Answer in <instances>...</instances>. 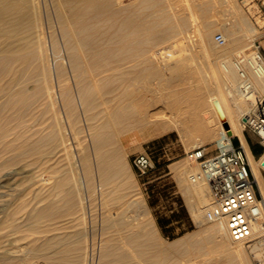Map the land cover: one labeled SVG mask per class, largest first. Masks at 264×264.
<instances>
[{
	"label": "bare ground",
	"instance_id": "6f19581e",
	"mask_svg": "<svg viewBox=\"0 0 264 264\" xmlns=\"http://www.w3.org/2000/svg\"><path fill=\"white\" fill-rule=\"evenodd\" d=\"M209 1L141 0L129 8L120 0H0V264H10L15 257L9 239L21 232L30 215L50 220L47 226L29 223L33 230L44 226L48 232L58 215L68 216L76 209L77 216L85 218L91 204L84 201L79 187H89L94 180L102 200L98 237L85 243L84 239L64 240L59 234L41 235L45 240L39 248L70 245L62 247L65 252L53 255L56 249L45 254L46 264H67L73 249L76 264H252L247 246L232 240L218 223L212 222L199 240L187 241L185 247V237L162 241L144 199L121 175L119 135L151 124L158 131L173 127L199 132L185 142L189 147L203 144L215 139L223 127L213 104L217 100L228 131L244 146L264 194V175L240 124L256 96L242 95L234 64L258 30L240 9L233 11L230 22L213 25L205 17ZM197 11L202 18L197 23L193 19L195 39L189 42L187 30ZM219 27L226 42L214 49L210 39ZM179 36L181 42L167 45ZM178 50L186 57L178 56ZM193 51L201 52L205 60L187 63ZM200 66L209 68L208 85L197 79ZM245 70L255 92H264V74ZM144 75L161 80L166 94L138 95L133 86ZM61 155L69 173L80 168L85 180L72 179L68 173L53 175V180L44 176L59 170ZM20 162L46 164L24 170L22 163L23 168L14 172L24 173L35 185L29 209L22 199L17 201L20 191L9 192L4 181L10 172H2ZM177 168L193 216L203 220L210 200L208 184L191 181L198 166L190 161ZM254 231L264 235V224H256Z\"/></svg>",
	"mask_w": 264,
	"mask_h": 264
},
{
	"label": "rangeland",
	"instance_id": "374dc122",
	"mask_svg": "<svg viewBox=\"0 0 264 264\" xmlns=\"http://www.w3.org/2000/svg\"><path fill=\"white\" fill-rule=\"evenodd\" d=\"M140 1L141 0L139 1L138 0H120V2L126 6L128 4L130 5L133 3L130 6L128 5L129 8L138 6ZM207 7L209 8L207 9ZM205 8L208 11L207 12L205 10L207 13H205L206 15L204 14L206 17V20L212 22L213 25H217V26L218 25L220 26L221 23H226V21L227 23L228 21L230 22L233 17V11L237 12L240 9L243 15L249 20V22L253 23L257 27V30H258V33H257V36L255 37L254 42L249 46V48L248 47L246 48L245 52H248L252 49L257 48L262 54H264V0H210L205 6ZM196 13H197L196 16L192 18V20L193 19L195 20V23H197L198 21H201V18H202V16L201 18L200 16H198L200 15L199 11H197ZM207 14L209 15L207 16ZM192 20H191L190 29H188L189 31L187 30V33L189 35V37L187 38H189V42L192 39V37L193 38L195 37L194 36L195 32H194V27H193L195 26V24H194V20L193 21ZM219 28L215 31V33L224 32L223 28H220V29ZM210 41L212 44L211 46L214 49H218L220 45H218L214 41V35L210 39ZM173 42L174 43L181 42V36L177 37L176 40H172L168 42L169 44L167 43V45H171L170 43H173ZM240 44H242V42ZM171 48L174 49V47H170V49ZM176 54L178 56H181L182 54H184L185 57L187 55L185 52L181 53L179 50L176 51ZM188 54H189L188 55L189 58L186 60L187 63L195 64V62L205 60L201 52L193 51L192 53L189 52ZM208 74H209V68H207L206 66H200L199 68H197L196 75H197V79L199 80V83L204 84L207 82L206 84L208 85ZM160 81L161 80H159L158 78H152L150 76L144 75L139 78V80L134 84L133 87L135 88V91L137 92L138 95H143L145 98H151L156 95L166 94L164 90L162 89L163 85ZM213 120L214 119L211 118L210 123L214 125L215 120L214 121ZM199 134L200 133L196 131L180 132L178 129L173 128V127L165 131H158L151 124H147L141 127L140 129H134V130H130V131L122 133L121 135H119L118 143H117V145L119 146V152H120V158H121L120 159L121 175L124 177V180H126V182L130 185V189L137 190L138 192L137 195H140L144 199L148 215L151 216L153 222L155 223L157 230H158V234L161 237V240L166 243H170L171 241L173 242L177 239L185 237L184 243H183L184 247L185 245H187L188 242L191 243L192 240L193 242L199 240L204 235L205 229L208 226H210V224L212 225V222L206 221L204 217H202L203 220H200L198 217L193 216L192 206L190 205L191 201L190 199H188L183 189V186L180 183V179L178 176L177 165L182 164L184 161L189 162V160L186 158V152L192 148V147H189V145L185 142V139L187 137L195 136ZM244 135H245V138L247 139V142L254 150L262 151L261 146L257 142L255 136L250 131H244ZM236 136L234 138V142H238V138H237L238 136L237 137ZM215 137L217 138V135ZM215 139L211 141L207 140L203 144L207 145L209 150H212ZM138 153H145L151 158L152 169L145 174H138L132 164L133 156ZM260 153L259 154L257 152L255 153L254 157L257 160L259 159ZM60 157H61V161L59 164L61 166L59 167V170L55 173L49 172V171L44 172L43 174L45 177H50V179L53 180L54 179V177H52L53 175L60 174L64 176L68 173L69 175L70 174L74 175V176L70 175L71 178L74 177V179H76L77 177L78 179L82 178V180H85L84 179L85 175L82 174L83 172L80 168L73 171L75 172L74 174L72 171H70L71 173H69V171L66 169L67 165H65L67 161L65 159V155H63V157L61 155ZM22 163L23 162L18 163V166L14 164L11 167L4 168L2 172L4 171L6 173L10 172V175L12 177L9 175L10 177L8 178L9 181L8 179L4 181L5 184L11 188L9 192L11 193L14 192L13 194H16V193H19L20 191V195L17 201L21 202V199H22L23 203L26 204L27 209H29L32 206L31 201H32V204L34 203L33 194L35 193V185L30 184L31 183L30 179L26 177L24 173H14L17 170L16 167L20 168L22 166ZM63 163L64 165H62ZM190 163L195 166L197 165L195 162H190ZM23 166H24V170H29V169L34 170V169L40 168V166L44 168L46 167V164L42 165L41 163L40 165L39 163L38 164L33 163V164L25 166L23 163ZM261 172H262V175H264V171H261ZM94 181L89 187L88 186L86 187L85 185H81V184L79 187L81 188L79 191H81L80 193L84 201L88 199L89 203L91 204L90 208L92 211L87 208L85 218L81 219V217H78L77 216L78 211L76 209H74V212L76 213L73 212L69 214L68 216L63 215L64 217H62V215H58L52 220L51 224L53 228H51L48 232V230L43 231L42 227L47 226V223L48 225H50V220L46 219L45 221H43L44 219H36L35 217H32V215H30L29 221L28 219L26 220V222H28L27 223L28 225L25 223L24 226L20 228L21 232L13 233L11 239H9L12 242L11 243L12 250L11 249L10 250L13 251L10 254L15 255V257L11 259L9 263L10 264H17V263L19 264L20 263L21 264H46L48 263V261L45 262V260H47L46 255L48 254V252H50L49 255L53 253H54L53 255H56L64 251L62 247H64L65 249L66 246L68 248L70 246L69 244L68 245L66 244L65 246L56 245L53 250L50 248H39V244H41L40 242L45 240L43 239V237L47 238L48 236H52V235L58 236L59 234V236H62V238L64 237L63 238L64 240L75 241L77 239H80V240L84 239L83 242L85 241V243H87L90 237H95V238L98 237L99 235L98 216L100 215V212L102 210V206H100L101 205L100 202H102V200H101V195L96 191V187H95L96 182ZM70 184H73V181ZM84 191L87 193H85ZM141 216L142 215H139V217ZM58 218H61V219H58ZM33 221L39 224V226L41 224L44 226H41L38 228L35 227L36 229L34 228L33 230L31 226ZM66 221H68V223ZM30 222L31 224L29 226ZM59 224H60V228H57V226L55 225H59ZM84 226H85V229L83 228ZM28 227L30 228L28 229ZM9 228L10 226H7V228L5 229L8 230ZM22 229H24L25 231L24 230L22 231ZM37 229H40L43 232H39L40 230L37 231ZM44 233L46 236L44 235ZM16 234L17 235L19 234V235L17 236ZM41 235L43 237H41ZM31 239H33L34 241ZM68 248H66V250ZM19 249H21V251ZM56 249L58 251L60 249V251L58 252ZM54 250H56L57 252H53ZM67 252H69V249ZM71 252H73L71 254L73 256L71 260L70 259L67 260V264H73V263L76 264L75 258L77 259V256L74 257L75 250L74 249L70 250L69 253ZM174 252H176V250H174ZM69 253L68 255H70ZM245 253L247 254L249 260H251L250 262H252V255L248 248L247 249L245 248ZM21 258L23 259V261L21 260Z\"/></svg>",
	"mask_w": 264,
	"mask_h": 264
},
{
	"label": "built area",
	"instance_id": "2783aa9c",
	"mask_svg": "<svg viewBox=\"0 0 264 264\" xmlns=\"http://www.w3.org/2000/svg\"><path fill=\"white\" fill-rule=\"evenodd\" d=\"M214 41L218 45L226 42L220 32L215 33ZM234 64L242 95L249 99L256 96L241 115L240 124L243 133L250 131L261 146L258 161L260 170L264 171V92H255L245 70L247 67L257 75L264 74V54L257 48L239 53ZM235 136L222 127L212 150L205 144L189 149L186 158L198 166L190 179L208 184L210 200L203 212L204 219L220 224L232 240L245 244L251 252L252 264H264V235L254 231L256 224H264V194L254 178L245 148L237 136L238 142H234ZM132 164L138 174L152 169L151 158L145 153L135 154Z\"/></svg>",
	"mask_w": 264,
	"mask_h": 264
},
{
	"label": "water",
	"instance_id": "95a60500",
	"mask_svg": "<svg viewBox=\"0 0 264 264\" xmlns=\"http://www.w3.org/2000/svg\"><path fill=\"white\" fill-rule=\"evenodd\" d=\"M213 104H214L215 110H216V112H217V114H218L220 120L222 121V125H223V127H224V128H228V124H227L226 121H224V114H223V112H222V110H221V107H220L218 101H217V100H214V101H213ZM262 164H264V162H262Z\"/></svg>",
	"mask_w": 264,
	"mask_h": 264
},
{
	"label": "crops",
	"instance_id": "0c3cea01",
	"mask_svg": "<svg viewBox=\"0 0 264 264\" xmlns=\"http://www.w3.org/2000/svg\"><path fill=\"white\" fill-rule=\"evenodd\" d=\"M246 140H247V139H246ZM248 146H249V148H250L251 153L255 156V153H254L255 151L253 152L254 149L249 145V143H248ZM256 151H257V150H256Z\"/></svg>",
	"mask_w": 264,
	"mask_h": 264
},
{
	"label": "trees",
	"instance_id": "16d2710c",
	"mask_svg": "<svg viewBox=\"0 0 264 264\" xmlns=\"http://www.w3.org/2000/svg\"><path fill=\"white\" fill-rule=\"evenodd\" d=\"M254 151H255V152H254ZM253 152H254V153H256V152H257V153L259 154L261 151H260V150H259V151H258V150H257V151H256V150H253Z\"/></svg>",
	"mask_w": 264,
	"mask_h": 264
}]
</instances>
